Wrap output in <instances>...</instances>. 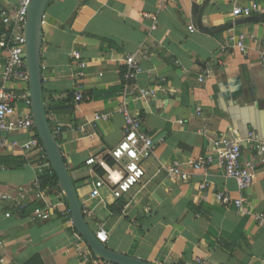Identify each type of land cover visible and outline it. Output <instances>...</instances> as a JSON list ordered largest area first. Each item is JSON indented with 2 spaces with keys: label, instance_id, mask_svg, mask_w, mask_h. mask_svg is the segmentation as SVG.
Returning <instances> with one entry per match:
<instances>
[{
  "label": "crops",
  "instance_id": "1",
  "mask_svg": "<svg viewBox=\"0 0 264 264\" xmlns=\"http://www.w3.org/2000/svg\"><path fill=\"white\" fill-rule=\"evenodd\" d=\"M16 2L0 0V13ZM254 3L264 7V0H176L166 7L162 0L48 3L41 57L45 110L51 128L62 129L59 147L85 219L93 232L107 233L110 250L153 264H264V226L256 221L264 215V166L254 150L244 145L242 160L256 162L257 173L243 212L217 200L220 193L240 197L236 181L222 168L191 166L222 137L253 132L264 142V15L243 19L233 12ZM0 32V38L10 32L1 19ZM241 35L245 51L233 44L223 49ZM75 53L87 65L83 78ZM130 55L143 69L134 89L157 93L155 99L127 101L156 150L144 162L145 179L130 193L115 199L104 188L101 198H92L95 182L106 173L87 167V160L107 156L124 137L125 119L118 111ZM4 64L0 50V76ZM9 88L22 99L17 114L32 112L25 103L31 101L28 72ZM105 114L111 119L96 121ZM33 136L11 131L6 137L17 145L0 152V195L13 198L0 200L4 264H110L94 257L63 216L70 207L62 190L42 188L44 197L36 199L34 184L52 167H41L43 156L22 148ZM108 163L116 166L112 159ZM175 163L189 174L188 181L166 172ZM203 184L206 190L200 189ZM37 207L48 210L50 219L32 221Z\"/></svg>",
  "mask_w": 264,
  "mask_h": 264
},
{
  "label": "built area",
  "instance_id": "2",
  "mask_svg": "<svg viewBox=\"0 0 264 264\" xmlns=\"http://www.w3.org/2000/svg\"><path fill=\"white\" fill-rule=\"evenodd\" d=\"M176 0H162V7H166L175 3ZM32 0H17L16 4L1 11V23L10 29L4 37L0 38V50L5 55V64L0 76V152L9 150L15 147L16 143H11L6 134L11 131H28L34 136L31 140L24 143L22 148L25 151H37L43 156L44 163L41 167H50V162L47 158L42 142L36 136V128L32 112L18 115L17 105L22 101L9 85L15 81L27 79V70L25 66L26 57V38L25 29L27 23L28 9ZM234 15L237 18L250 19L253 14H263L264 7L254 3L250 7H236ZM44 19V17H43ZM13 26V27H12ZM43 26V22H42ZM12 27V28H11ZM245 36L239 38L232 37L223 49H229L231 44L245 51ZM256 40L255 37H251ZM232 42V43H231ZM142 55L144 58H150L151 55L147 49H143ZM74 58L79 61L80 71L79 78L85 77L86 63L81 59L80 53H75ZM261 62L264 64V55L261 56ZM127 66L125 72L124 100L120 106L119 113L125 119V132L121 142L112 149L107 156H95L87 160L86 166L93 170H103L106 175L100 178L94 184V190L91 193L92 198H101L100 190L108 188L112 191L115 199H120L130 193L135 187L140 185L146 177L144 162L149 160L155 153L156 142L154 138L144 129L142 119L139 115L134 114L129 108L128 100L135 99H155L157 93L150 89L135 90L134 85L138 77L143 73L140 62L135 55H130L125 61ZM206 75L202 74L199 81L203 83ZM137 95V97H135ZM81 95L77 94L76 99L81 100ZM27 106H31V101H25ZM112 115H98L96 121H108ZM55 138H59L61 127L56 125L51 128ZM244 145L251 147L255 152V158L264 166V142L260 141L255 133L251 132L245 138H228L222 137L211 142V148L204 155L199 156L193 163L194 171L206 170L213 164H217L224 170L228 178L236 181L239 189L240 197L232 199L226 193L217 195V200L220 204L226 207H234L238 212H243L246 198L245 193L254 185L257 165L256 162L245 163L242 160ZM114 160L116 166L109 165V160ZM166 172L174 178L181 179L186 182L189 180V174L175 163L171 167L165 169ZM51 171V170H50ZM207 184L200 186L201 190H206ZM35 197L41 200L44 197V190L40 182L34 184ZM0 200L12 201L13 198L8 195H0ZM20 210H24L26 205L18 204ZM10 214L6 217L10 218ZM70 223L73 224L71 210L68 209L63 214ZM48 210L42 207H37L31 215V220L34 222L47 221L50 219ZM259 225L264 226V215L256 217ZM96 238L102 244L107 243L108 235L104 230L95 233ZM5 241L0 237V263L4 264L5 259Z\"/></svg>",
  "mask_w": 264,
  "mask_h": 264
},
{
  "label": "water",
  "instance_id": "3",
  "mask_svg": "<svg viewBox=\"0 0 264 264\" xmlns=\"http://www.w3.org/2000/svg\"><path fill=\"white\" fill-rule=\"evenodd\" d=\"M50 0H32L27 15L25 29L26 57L25 66L30 85V100L35 128L43 144L46 155L54 170L60 189L65 194L73 225L77 233L83 238L91 252L99 259L110 264H153L140 259L123 255L107 248L99 242L95 232L89 227L77 195L76 187L69 175L58 139L52 134L51 126L45 110L43 85L41 75L42 57V22L45 10Z\"/></svg>",
  "mask_w": 264,
  "mask_h": 264
},
{
  "label": "trees",
  "instance_id": "4",
  "mask_svg": "<svg viewBox=\"0 0 264 264\" xmlns=\"http://www.w3.org/2000/svg\"><path fill=\"white\" fill-rule=\"evenodd\" d=\"M1 33L2 32H0V34ZM46 113H47V117H48V112L46 111ZM36 136L38 137V134ZM40 184L44 190H48V191H50L52 189L61 190L59 187V182H58L57 176H56V174L52 168H51L50 173H46L45 175L40 177ZM94 257H96V256L94 255Z\"/></svg>",
  "mask_w": 264,
  "mask_h": 264
}]
</instances>
